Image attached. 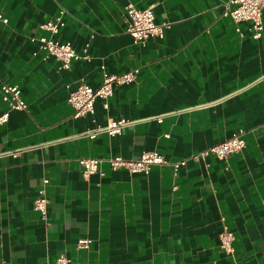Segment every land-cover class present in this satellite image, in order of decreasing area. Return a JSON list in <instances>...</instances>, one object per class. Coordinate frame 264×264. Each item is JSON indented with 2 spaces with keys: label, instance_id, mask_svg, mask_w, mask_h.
I'll list each match as a JSON object with an SVG mask.
<instances>
[{
  "label": "crops",
  "instance_id": "0c3cea01",
  "mask_svg": "<svg viewBox=\"0 0 264 264\" xmlns=\"http://www.w3.org/2000/svg\"><path fill=\"white\" fill-rule=\"evenodd\" d=\"M227 2L0 0L8 19L0 87L18 86L28 104L0 126V264H54L60 255L70 264H264V30L254 39L250 21L224 16ZM129 3L170 24L163 38L134 44ZM62 12L57 35L43 29ZM42 36L69 42L82 58L63 69L39 49ZM134 68L138 80L115 87L108 109L97 99L93 113L73 117L71 89H96L104 72ZM110 119L129 124L110 137L100 131ZM239 131L242 151L192 159ZM152 151L168 164L148 175L105 161ZM89 158L104 160V176H83L80 160ZM41 191L46 222L34 209ZM224 229L234 235L232 255L220 246ZM83 238L88 250L77 248Z\"/></svg>",
  "mask_w": 264,
  "mask_h": 264
},
{
  "label": "built area",
  "instance_id": "2783aa9c",
  "mask_svg": "<svg viewBox=\"0 0 264 264\" xmlns=\"http://www.w3.org/2000/svg\"><path fill=\"white\" fill-rule=\"evenodd\" d=\"M61 16L54 20L48 21L42 27L52 35H57L64 22ZM224 16L230 17L235 23L239 24L244 21L252 23V37L259 39L264 30V0H228L225 4ZM126 32L129 34L134 44L145 46L150 38H163L165 31L170 28V24L157 23L152 8H137L129 3L125 9ZM0 23H8V19L0 12ZM39 49L48 56L55 57L62 63L63 69H68L75 61L82 57L77 54L73 46L69 42H61L53 37L42 36L39 38ZM87 59V56L83 57ZM139 68H134L123 74H109L104 72L100 86L96 89L82 83L71 89L68 97V104L72 107L74 118H81L94 112L95 101L100 99L103 101L105 109L109 108L110 99L113 96L115 87L122 85H130L139 78ZM0 96L2 101L7 105L8 110L0 114V126L8 123L10 111H26L28 104L21 95L18 86L3 84L0 87ZM129 124L126 119L113 120L110 119L107 126L100 131L110 137L119 135L122 129ZM96 132L87 134L86 136L94 138ZM244 131H239L230 139L225 140L211 148L192 156L193 160L205 159L214 156L219 160H225L231 155L242 151L246 147ZM167 137H169L167 135ZM111 171H127L130 174L148 175L155 166L168 164L165 156L157 151L143 152L137 159L127 160L121 156L111 157L107 160ZM104 160L98 158L81 159L80 165L85 178L91 175L99 174L104 176L101 166ZM186 165V160L174 163V169L177 171L181 166ZM47 183V181H45ZM49 200L40 192V195L34 201V209L40 214L41 219L46 222L48 220ZM220 246L229 255L234 252L233 242L234 235L228 229H224L219 234ZM90 239H80L77 243L78 249L88 250ZM70 259L65 255H60L54 264H70Z\"/></svg>",
  "mask_w": 264,
  "mask_h": 264
}]
</instances>
